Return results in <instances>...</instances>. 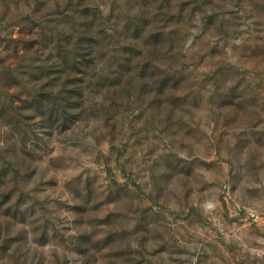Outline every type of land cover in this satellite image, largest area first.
Listing matches in <instances>:
<instances>
[{
  "label": "rangeland",
  "instance_id": "1",
  "mask_svg": "<svg viewBox=\"0 0 264 264\" xmlns=\"http://www.w3.org/2000/svg\"><path fill=\"white\" fill-rule=\"evenodd\" d=\"M0 264H264V0H0Z\"/></svg>",
  "mask_w": 264,
  "mask_h": 264
}]
</instances>
